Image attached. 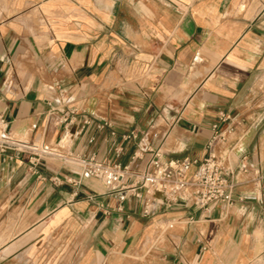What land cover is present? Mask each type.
<instances>
[{"label": "crops", "instance_id": "0c3cea01", "mask_svg": "<svg viewBox=\"0 0 264 264\" xmlns=\"http://www.w3.org/2000/svg\"><path fill=\"white\" fill-rule=\"evenodd\" d=\"M0 116L44 152L0 150V264H264V0H0ZM156 149L244 164L242 201L143 216L82 174Z\"/></svg>", "mask_w": 264, "mask_h": 264}, {"label": "built area", "instance_id": "2783aa9c", "mask_svg": "<svg viewBox=\"0 0 264 264\" xmlns=\"http://www.w3.org/2000/svg\"><path fill=\"white\" fill-rule=\"evenodd\" d=\"M55 110L54 106L49 108L48 120ZM224 119L226 116L219 115L218 120L212 124V128L217 130L219 122ZM61 121H66V117H63ZM83 123H88V121L84 120ZM135 136L133 130L122 135L124 139ZM217 137L222 136L218 132L215 133L208 142V149ZM7 149L28 154L30 160L44 154V152L11 141L7 131V122L0 116V150ZM80 162L82 174L100 179L107 192L120 190L140 199L143 216L153 213L158 204H170L188 197L195 199L200 206L215 202L231 205L242 201L241 196L234 195L236 183L233 175L236 169L246 171V166L241 163L236 167L229 163L224 165L210 151L201 161H196L187 157L166 158L159 149H156L152 151L147 167L132 173L134 181L128 184L123 181L126 174L130 173L127 166L118 163L110 164L94 155L83 157ZM193 164H196V169L188 174ZM253 175L255 180H264V172L258 169L253 171Z\"/></svg>", "mask_w": 264, "mask_h": 264}]
</instances>
